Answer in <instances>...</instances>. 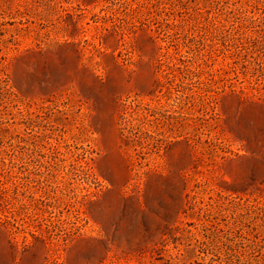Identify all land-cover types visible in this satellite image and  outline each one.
<instances>
[{"label": "rangeland", "instance_id": "rangeland-1", "mask_svg": "<svg viewBox=\"0 0 264 264\" xmlns=\"http://www.w3.org/2000/svg\"><path fill=\"white\" fill-rule=\"evenodd\" d=\"M264 254V0H0V264Z\"/></svg>", "mask_w": 264, "mask_h": 264}, {"label": "trees", "instance_id": "trees-1", "mask_svg": "<svg viewBox=\"0 0 264 264\" xmlns=\"http://www.w3.org/2000/svg\"><path fill=\"white\" fill-rule=\"evenodd\" d=\"M247 264H264V254L262 253L259 259H256L254 258V256H251Z\"/></svg>", "mask_w": 264, "mask_h": 264}]
</instances>
